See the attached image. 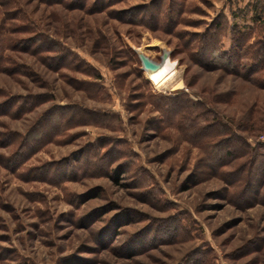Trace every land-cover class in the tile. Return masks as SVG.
I'll return each instance as SVG.
<instances>
[{
  "label": "rangeland",
  "instance_id": "1",
  "mask_svg": "<svg viewBox=\"0 0 264 264\" xmlns=\"http://www.w3.org/2000/svg\"><path fill=\"white\" fill-rule=\"evenodd\" d=\"M103 2L88 11L0 0V30L25 24L60 44L57 53L50 46L39 52L37 41L31 53L22 38L34 33L17 30L11 35L19 49L2 50L0 90L19 107L0 96V264H264V198L253 199V188L249 203L235 199L237 186L207 170L208 154L182 128H160L163 117L185 122L188 108L165 114L167 96L176 95L204 104L252 146L264 142V70L251 76L190 56L205 42L220 51L242 40L262 43L264 0H115L99 9ZM134 48L155 60L173 51L183 85L149 78ZM160 94L157 106L151 95ZM37 95L45 101L35 106ZM74 105L95 116L68 122L86 116L62 110L41 128L44 143L41 135L26 147L5 137L25 136L55 107ZM62 119L55 133L51 126ZM242 148L228 141L210 162ZM102 154L97 169L110 163L109 176L85 168ZM245 157L224 170L236 172Z\"/></svg>",
  "mask_w": 264,
  "mask_h": 264
},
{
  "label": "trees",
  "instance_id": "2",
  "mask_svg": "<svg viewBox=\"0 0 264 264\" xmlns=\"http://www.w3.org/2000/svg\"><path fill=\"white\" fill-rule=\"evenodd\" d=\"M11 2V0H8V2ZM46 2L49 1H54V2H62L65 3L69 6H78L80 8L86 9L88 11L90 10H95L96 9V4L98 3L99 0H43ZM70 1V2H69ZM115 0H104L103 4L101 3V6H99V9H104L106 8L109 4H111ZM69 3V4H68ZM104 7V8H103ZM18 11V10H17ZM14 14H20L18 12H11L9 13V18H15L16 16ZM17 15V16H18ZM156 19H157V15ZM152 13V16H155ZM15 16V17H14ZM3 29L0 30V71L4 70L3 63L5 61V54L3 53V49H19V45H15L12 40L13 37L11 34L13 32L18 31H23V32H28V33H34L32 36L27 37V38H22L23 41H25L26 44L28 45V48H26L29 52H34L33 48L37 45V41H42L39 43L35 48H39V52L43 51H50L51 49L49 48L52 47V51L54 49L56 50L55 53L60 49V44H58L56 41L51 40L49 37H45L42 35H36V32H29V28H27V25L25 24H13L10 27L5 28L4 32L2 31ZM7 32V34H6ZM39 33V32H37ZM209 33V32H208ZM211 33V34H210ZM207 35H211V38L215 39L216 37L218 38L219 34H216L215 32H210ZM203 36V35H202ZM17 37V36H16ZM205 37V36H203ZM19 38V39H21ZM40 39V40H39ZM18 40V38L16 39ZM238 40V39H237ZM33 43H30L32 42ZM204 41V39H203ZM206 41V40H205ZM263 42L261 43L260 41L257 42V44L249 45L248 43H244L243 40L237 42V44L231 48L228 51H220L218 48V43L216 45H210L207 44L206 42L201 46L197 48V50L192 53L190 56L191 58L198 62L199 64L203 66H210V63L217 68L227 70V71H234L238 73H243V71L250 72L251 76L259 71L264 70V39L262 40ZM22 42V41H21ZM35 45V46H33ZM254 47H258V49L255 51ZM173 53V51H172ZM209 54V57L211 61L205 59V56ZM51 57V56H50ZM56 57H52V59H55ZM247 68H246V67ZM76 70H80V67L77 68L75 67ZM262 80V79H261ZM78 87L82 85L80 81L75 82ZM96 83H93V85ZM7 96V93H4L3 91L0 90V96ZM162 96V97H161ZM164 95H151V97L156 98L157 100V106L159 103L163 102ZM177 96H167L168 100L170 102L166 103L167 107L165 109V114H167L166 109H175V110H182V109H187V117L184 119L185 122L183 123L182 121H176L175 118H168L163 117L161 120V130H164L167 127H179L182 128L183 131H185V135L188 140L193 142V144L197 147H200L202 150H205L206 153L208 154V164H207V170L213 171L216 174H221L222 177L227 179V182H229L230 186H237V191H235L234 196L235 199H239L243 203H249V199L247 197V193L251 191L253 188H256V196L253 198L255 200L260 199V197L264 198V142L260 143L257 147L252 146L247 142V137L244 135H237L235 132L232 130V125L229 123H222L219 117L216 115L215 112H213L210 109L205 108L204 104H202L199 101H194V100H185L182 98H176ZM34 101L36 102L35 106L41 105L43 101H45L43 96H34L33 98ZM17 97L15 98L14 96H7L5 100H3L1 103H5L7 106L9 105L11 108H17L18 105L16 104L17 102ZM154 102V101H153ZM156 103V102H155ZM35 108V107H34ZM73 109L77 110L79 112H83L86 116L85 118L81 119H76L75 116L71 115L70 119L68 122H75L76 120L81 121H87L89 122L91 118L95 116V114H92L90 112H87L83 110V108L74 105L70 107H55L50 113L45 114L35 125L30 129L28 133L24 136L23 134L16 133L13 136H9L8 134L5 135L8 139H11V143H22L23 147H26L28 145V141L31 137L35 136L40 137L41 142H45V138L43 135L44 133V128L41 129L45 121L49 120V118L52 117V119L57 118L58 114L61 113L62 110L65 111V109ZM32 110V109H31ZM9 111V110H7ZM18 111V110H15ZM193 111L195 114L193 115ZM164 114V116H165ZM46 119V120H45ZM64 121L63 119L57 123L51 126L55 130V133L58 131H61L62 125ZM252 126H249V128L252 130L254 128V124H251ZM56 126H59V128H55ZM43 133V134H42ZM230 137L229 140L227 137ZM234 140L236 142H239L243 145V148L241 149V153H235L232 150H224L223 155L220 160L217 161H211L210 162V156L215 150L219 149V147L228 141ZM47 141V140H46ZM43 142V143H44ZM30 152V151H29ZM246 155L245 159L240 163V165H237L235 167L236 172L234 171H226L224 170L225 167L234 164V161L240 156V155ZM104 158H106L105 154H102L101 156L98 157V160L94 162V160H87V165H85L86 170L93 169L92 174H98L99 172L105 174L106 176L110 175V172L112 171L110 163H105L104 169H101V171L98 172L99 164L104 162ZM124 165V162H122ZM92 167V168H90ZM125 167V165H124ZM84 170V171H86ZM256 171V174H253L252 171ZM251 171V172H250ZM88 172V171H87ZM98 172V173H97ZM128 172L126 169H123V173ZM232 176V177H231ZM260 177L257 184H254L255 178ZM229 186V187H230ZM238 201V200H237Z\"/></svg>",
  "mask_w": 264,
  "mask_h": 264
},
{
  "label": "water",
  "instance_id": "3",
  "mask_svg": "<svg viewBox=\"0 0 264 264\" xmlns=\"http://www.w3.org/2000/svg\"><path fill=\"white\" fill-rule=\"evenodd\" d=\"M141 61V67L145 73L157 72L161 70L166 62L171 59L172 51L170 49H164L160 60H155L151 56L147 55L141 48H134Z\"/></svg>",
  "mask_w": 264,
  "mask_h": 264
},
{
  "label": "bare ground",
  "instance_id": "4",
  "mask_svg": "<svg viewBox=\"0 0 264 264\" xmlns=\"http://www.w3.org/2000/svg\"><path fill=\"white\" fill-rule=\"evenodd\" d=\"M175 65H176V62L169 59L166 62L165 66L161 70H159L157 72H149V73H147V76L151 79L155 76L156 77L161 76V79H162L164 85L169 83V82H174L176 87L177 86L180 87L183 85V82H182V79H177L176 78L177 73L173 72ZM175 89H177V88H175Z\"/></svg>",
  "mask_w": 264,
  "mask_h": 264
}]
</instances>
